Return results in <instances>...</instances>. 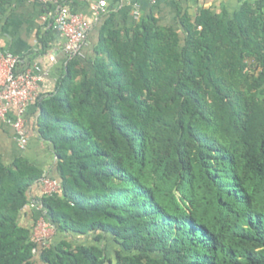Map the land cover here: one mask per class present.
Returning <instances> with one entry per match:
<instances>
[{
    "label": "trees",
    "instance_id": "16d2710c",
    "mask_svg": "<svg viewBox=\"0 0 264 264\" xmlns=\"http://www.w3.org/2000/svg\"><path fill=\"white\" fill-rule=\"evenodd\" d=\"M176 25L105 22L35 100L60 187L29 196L44 172L0 155V264H34L32 199L60 235L42 264H264V0Z\"/></svg>",
    "mask_w": 264,
    "mask_h": 264
},
{
    "label": "crops",
    "instance_id": "0c3cea01",
    "mask_svg": "<svg viewBox=\"0 0 264 264\" xmlns=\"http://www.w3.org/2000/svg\"><path fill=\"white\" fill-rule=\"evenodd\" d=\"M61 4L75 13H80L88 23L86 44L83 48L84 61L90 68L94 48L99 42L100 30L106 22L110 28H128L137 21L133 18V10L137 9L140 17L152 15L163 24L176 25L178 14H187L191 20L203 10L212 13L225 11L232 15L243 3L253 0H106L104 11L96 16L92 6L98 0H59ZM46 7L39 0H9L0 14V48L8 50L20 57L19 69L37 63L47 74L39 84V97L53 93L57 78L63 72L65 53L63 52L64 37L61 33L41 20ZM41 39L45 41V46ZM55 60L51 61L49 56ZM13 115V112H11ZM38 108L35 101L30 102L24 113V124L27 133V143L24 149H19L14 140V130L4 120L0 119V155L5 163L17 157H24L41 169L50 178L55 177L56 156L53 153L52 142L43 139L39 134ZM54 179V178H53ZM41 193V185L35 182L30 186L28 195L33 197ZM32 212L26 207L21 215L23 225L33 223ZM56 233L51 240L58 238Z\"/></svg>",
    "mask_w": 264,
    "mask_h": 264
},
{
    "label": "built area",
    "instance_id": "2783aa9c",
    "mask_svg": "<svg viewBox=\"0 0 264 264\" xmlns=\"http://www.w3.org/2000/svg\"><path fill=\"white\" fill-rule=\"evenodd\" d=\"M46 7L41 15V20L57 29L64 37L63 52L65 62L71 58L82 59L83 48L86 44L88 23L80 13L72 12L59 0H39ZM156 0H151L155 2ZM106 6V0H98L93 5L92 11L99 16ZM133 18L138 21L140 14L133 10ZM51 61L55 58L49 56ZM20 57L8 50L0 48V119L4 120L14 130V140L19 149H24L28 137L24 124V113L27 105L39 97L38 87L46 76V72L37 63H33L23 69H19ZM13 112V115H11ZM39 183L42 194H51L59 190L57 180L43 173ZM30 205L36 213L33 222L30 240L34 244L32 248L33 258L43 249L49 247L52 236L55 233L53 224L46 218V211L39 200H31ZM53 233V234H54Z\"/></svg>",
    "mask_w": 264,
    "mask_h": 264
},
{
    "label": "rangeland",
    "instance_id": "374dc122",
    "mask_svg": "<svg viewBox=\"0 0 264 264\" xmlns=\"http://www.w3.org/2000/svg\"><path fill=\"white\" fill-rule=\"evenodd\" d=\"M53 233L54 232H51L50 236H53ZM67 237L69 240L73 239V241L75 240V241H78V242L83 243V244H88L90 242H93V237H78V238L71 237V236H67ZM104 247L107 248V249L105 248L106 251H108L107 253L110 254V256H112L113 251H114L113 249L117 246L114 247V244L112 243V241L109 238L108 239L106 238V240L104 241ZM33 262H34V264H42L38 255L33 258Z\"/></svg>",
    "mask_w": 264,
    "mask_h": 264
}]
</instances>
